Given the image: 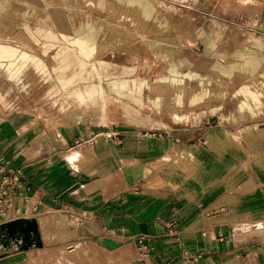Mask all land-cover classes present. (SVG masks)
I'll return each mask as SVG.
<instances>
[{"label":"crops","instance_id":"obj_1","mask_svg":"<svg viewBox=\"0 0 264 264\" xmlns=\"http://www.w3.org/2000/svg\"><path fill=\"white\" fill-rule=\"evenodd\" d=\"M3 18L17 20L26 33L50 36L54 44L93 48L91 57L139 40L167 73L185 78L213 74L237 81L264 74V0L240 14L219 0H0ZM2 37L0 80L10 84L18 102L0 103V151L29 188V205L37 207L29 220L37 227L23 224L22 230H33L31 239L38 236L42 244L13 257L19 262L3 263V257L0 264H37L69 242L76 245L47 264H74V256L86 252L102 260L113 256L117 264L129 257L135 264H264V83L238 88L253 95L244 114L219 107L186 123L164 122L144 109L157 114L164 106L180 119L184 105L192 108L205 99L204 88L187 98L173 86H145L147 106L139 96L135 107L104 100L86 108L82 120L65 124L62 95L75 92L91 100L106 93L104 88L59 91L52 85L33 99L16 73L4 68L2 62L19 51L3 45ZM25 44L27 55L14 64L19 73L31 64L41 68ZM70 77L73 70L61 75L62 82ZM142 89L139 83L131 91ZM8 92L0 86V102ZM209 118L221 124L207 126ZM108 128L120 135V145L103 137ZM91 133L94 144H76ZM66 211L88 217L68 225ZM141 235L149 236L147 258L137 250ZM46 238L55 242L48 245ZM14 245L0 244V251Z\"/></svg>","mask_w":264,"mask_h":264},{"label":"rangeland","instance_id":"obj_2","mask_svg":"<svg viewBox=\"0 0 264 264\" xmlns=\"http://www.w3.org/2000/svg\"><path fill=\"white\" fill-rule=\"evenodd\" d=\"M254 2L257 3L259 0H219L221 6L225 7L226 10L236 8L239 14L252 8ZM0 22L3 24V27L0 29V36L9 35L7 36V40H4V37H2L4 40L3 43H5L3 45L15 48L19 51L18 55L11 61L6 60V62L3 61L2 64H4V68L14 71L21 83L27 85L33 99L36 98V95L38 92H41L42 89L52 91V85L54 89L57 87L59 91L72 87L73 91L77 89L80 90L79 87H83L82 89L85 91V87L90 88L91 86H100L104 88V92L106 91V93L96 96L92 94L93 98L91 97V100H87L84 95L79 99L75 92L62 95V100H60V120L65 124L69 123L71 119L75 120V122L82 120L83 117L86 116V108L90 107V105H96L97 102L104 103V100L106 103L110 101L118 102L116 100L126 101L127 104L130 103L129 105L131 107H135L134 97L139 96L142 102L145 103V106H147L146 97H149V92L145 89V86L150 87L151 91L157 88H159V90H165L169 88V86H173L176 95H183L187 98L197 92L201 87L204 88L205 99L199 105L197 104L192 108L188 105H184L185 109L183 110L185 111L180 119L171 116L164 106L157 114L147 110L149 106L144 109L147 113L151 114L152 117L163 120L164 122L174 119L176 123H186L193 115L201 114L202 112L206 113L209 110L219 107L224 111L232 109L237 113L240 112L244 114L247 106L254 102V100L249 99L253 97V95L250 93L239 94L237 93L238 88L244 84H248L252 88H260L261 84L264 83V74L261 78L255 80L244 78L237 81H226L221 79L218 75L213 74L194 75L190 78H185L170 71L167 73L163 64H157L151 59L147 50L141 45L139 40H127L124 46L116 47L112 53L103 50V52H99L96 56L93 55L91 57L90 52L93 48L88 50L86 47L73 46V44H69V46L54 44L51 42L50 36L45 38L43 34L33 35L28 32L26 33L25 30L21 29L20 23L15 19L3 18L0 19ZM29 37H32L33 40ZM26 42L30 43L32 48L30 51L37 57V60L41 64V68H35V66L31 64L28 69L19 73V71L14 68V64L19 62L22 54L27 55V49L24 48ZM62 64L66 65L64 70L59 69V66ZM69 70H73V77L62 82L61 75H65ZM139 83L143 84L144 89L138 93L131 91L133 85ZM0 86L9 91L0 102L1 104L18 102V98L12 92L9 83L0 80ZM109 91L111 93H109ZM124 91L127 92L123 93ZM128 91L130 93H128ZM155 95L156 99L159 100V104L164 102L159 93H155ZM259 102L264 103V93L260 95ZM207 120L217 121V119L214 118H209ZM24 225L26 226V224ZM24 225L17 224L15 230L21 226L24 227ZM20 232H22L23 235L15 236L14 234L9 235L4 229L1 230L0 234H3V236L0 237V244L6 246L10 243H15L20 248H24L27 246L30 247L38 242V236L36 237L37 239H31L34 237L35 233L33 230H30V228L29 230L27 229ZM46 240L48 245H52L53 242H55V239L48 240V238H46ZM29 241L32 243L31 245L26 244ZM74 243L75 242L66 243L64 247L61 248L60 254L59 252L52 254L49 260L55 262V260L60 257L62 250H68ZM17 245L7 247L10 248L8 250L0 251V259L4 257L1 262L5 263L9 258L17 262L21 260L19 258H13L20 255L21 251H24ZM75 245L76 244L73 246ZM0 250L3 249L0 248ZM87 253L88 252L82 254V256H74L76 262L74 264H117L118 262V260L113 259V256H109L107 259L102 260L99 254H89L88 256ZM30 254L33 253H29V255ZM89 257H93L94 259ZM49 260L43 258V261L46 263L39 260L37 264H47L50 263ZM16 261H13V263L17 264ZM134 261L136 262L133 257H129L126 261L120 263L135 264Z\"/></svg>","mask_w":264,"mask_h":264},{"label":"built area","instance_id":"obj_3","mask_svg":"<svg viewBox=\"0 0 264 264\" xmlns=\"http://www.w3.org/2000/svg\"><path fill=\"white\" fill-rule=\"evenodd\" d=\"M220 124L221 122L219 120L215 122L211 120L206 121L207 126ZM144 134L150 138L162 136L160 132H145ZM103 137L116 145H120L122 142L120 135L111 128L103 132ZM84 142L94 144L95 134L91 133L86 140L79 139L76 141V144L79 145ZM28 193L29 188L21 181L19 172L12 168L11 161L0 151V224L28 221L35 218L34 216L37 215V207L29 205ZM19 202H22L25 206L18 205ZM65 214L68 225L73 226L82 223L88 217L85 212L76 214L75 212L66 211ZM148 241L149 236L147 235H141L136 239L137 250L142 258H147L148 256Z\"/></svg>","mask_w":264,"mask_h":264},{"label":"bare ground","instance_id":"obj_4","mask_svg":"<svg viewBox=\"0 0 264 264\" xmlns=\"http://www.w3.org/2000/svg\"><path fill=\"white\" fill-rule=\"evenodd\" d=\"M30 223V225H31V227H33V224L32 223H34L35 225H36V223L35 222H27V221H18V222H13V223H9V224H2V225H0V232H1V230H3V229H5V228H7L8 230H6L7 231V233L9 234V235H15V236H21V235H23L22 234V232H20V231H23L22 230V226L21 227H19V228H17V230H15V226L17 227V224L18 225H21V224H29ZM36 227H37V225H36ZM20 229V230H19ZM38 229V228H37ZM3 236V234H0V237H2ZM27 245H31L32 243L29 241V242H27L26 243ZM41 239L38 241V243H36V245H33V246H36V247H38V246H41ZM26 245V246H27ZM32 247V246H31ZM30 247H24V248H21V250H28Z\"/></svg>","mask_w":264,"mask_h":264},{"label":"water","instance_id":"obj_5","mask_svg":"<svg viewBox=\"0 0 264 264\" xmlns=\"http://www.w3.org/2000/svg\"><path fill=\"white\" fill-rule=\"evenodd\" d=\"M27 222H35V221H29V220H28Z\"/></svg>","mask_w":264,"mask_h":264}]
</instances>
